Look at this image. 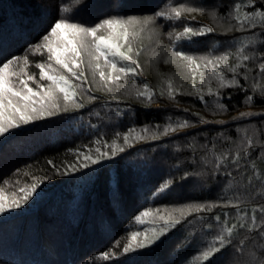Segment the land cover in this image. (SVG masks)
I'll list each match as a JSON object with an SVG mask.
<instances>
[{
	"label": "trees",
	"instance_id": "16d2710c",
	"mask_svg": "<svg viewBox=\"0 0 264 264\" xmlns=\"http://www.w3.org/2000/svg\"><path fill=\"white\" fill-rule=\"evenodd\" d=\"M93 2L102 10L107 6L114 8L104 12L100 19L116 14L153 16L157 11H167L169 7L181 4L202 8L204 12H185L180 20L157 17L156 27L154 23L144 26L132 41L133 48L140 52L139 56H134L140 65L138 74H129L111 84V91L100 82L98 74L93 79L87 68V53H84V64L79 70L85 72L87 82L81 84L73 80L74 85H80L76 89V102L84 107L75 109L69 106V111H62L61 115L58 114L61 111L58 112L56 118L34 123L38 131L44 129L37 141L31 136L22 140V135H18L20 128L19 132L0 137V156L20 152L0 170V188L5 195H20V188L38 184L36 192L21 208L0 214V264H188L204 242L217 233L216 215L222 220L227 219L231 225L238 222L237 211L241 215L248 212L250 216L253 207L264 205V147L249 148L247 157L238 165L233 163L244 139V130H248L249 135L255 132L254 139L264 140V114L223 125H202L206 120L230 118L249 109L264 108V96L259 89L253 90V85L264 86V74L258 68L259 56L264 52V28L256 26L226 32L227 21L219 18L213 21L208 15L209 11H216L218 17H227L236 3L242 4L241 12L264 9V0H255L254 6L248 5V0H137L138 4L134 0H80L79 3L77 0H0V64L13 56H27L26 71L39 79L36 65L50 63L48 53L45 49L37 51L30 46L41 43L43 35L59 18L94 26L95 21H85L91 19L88 9L94 13L98 10L90 6ZM102 4L105 5L101 7ZM231 23L235 24V20ZM185 26L193 29L207 26L214 31L192 41H177L176 34ZM7 27H12L18 36L10 35ZM7 38L10 44L4 46ZM249 40L256 42L249 45L248 52L255 53L258 58L247 62L246 69L238 70L236 79L240 86L218 89L213 79L210 85L213 95L208 94L209 72L206 69L196 72V87L202 89L201 93H196L192 87V74L187 69L177 67L176 63H165L173 50L196 57L217 56L229 50L234 53ZM116 59L118 66L128 64ZM20 63L23 66L22 60ZM100 63L103 65V60ZM197 63L203 64V61L198 59ZM235 63V57H229L228 64ZM53 67L58 68L54 63ZM104 71L107 73L108 69ZM201 71L206 77L203 85L200 83ZM223 71L229 79L232 77L227 69ZM65 74L71 79L70 74ZM168 80L172 81L175 99H169L167 95ZM40 83L47 84L48 81ZM144 84L152 93L151 101L136 96L138 90L143 91ZM29 85L36 87L32 81ZM217 91L218 95L215 94ZM247 96L253 97L251 103ZM89 97L94 99L89 100ZM218 104L225 105L226 110H219ZM185 120L192 125L183 129L186 132L155 141H141L115 159L102 161L85 172L55 175V169L48 164L51 160L63 170L65 162L74 161L70 150L92 146L98 138L110 142L116 133H124L130 128L140 132L145 127L155 130L159 126L162 130L170 122L175 124ZM119 142H123L122 137ZM224 156L227 159H223ZM218 157L223 159L222 163ZM253 161L255 168L251 166ZM218 164L221 166L217 167ZM186 172L189 176L182 180ZM168 179L174 181L170 189L158 191ZM43 195L47 199L38 207V199ZM225 200H231L239 208L224 206ZM211 202L220 206L211 211H193L154 245L126 254L123 252L131 232H147L151 236L152 229L159 230L163 226L160 216L171 212L178 217L179 213L173 211L176 208ZM145 209H151L152 213L142 217L143 223L135 221V216ZM257 216L259 223V214ZM20 221L23 226L18 229ZM40 225L54 238H59L57 228L76 233L80 244L66 246L76 253L70 251L66 260L59 263L47 260L54 252L43 245L38 232ZM32 232L35 236L30 239ZM238 233L232 245L216 254L213 264H240L242 260L255 264L247 254L252 247L249 239H245L243 253L236 251L240 239L255 233L248 234L239 227ZM67 242L71 245L70 240ZM85 242L87 246L84 248ZM262 250L256 251V258ZM104 252L110 253L109 259L102 257Z\"/></svg>",
	"mask_w": 264,
	"mask_h": 264
},
{
	"label": "snow or ice",
	"instance_id": "6c2138e0",
	"mask_svg": "<svg viewBox=\"0 0 264 264\" xmlns=\"http://www.w3.org/2000/svg\"><path fill=\"white\" fill-rule=\"evenodd\" d=\"M80 0H77L79 3ZM255 0H248V5L254 6ZM122 7V5H121ZM241 3L234 5L233 12L227 17H218L216 11H209L208 15L213 21L218 18L227 21L225 31L233 29L243 31L246 28L260 26L264 28V9L254 8L252 11L241 12ZM67 12L68 9H63ZM193 12H201L204 9L187 7L183 4L175 7H169L167 11H157L153 16H123L112 15L96 23L94 26H85L83 24L70 22L66 18L57 19L50 27L49 31L43 35L42 41L39 44L30 46L39 51L45 49L48 53V61L50 63H39L36 67L39 69V81L35 76L26 71L28 65V57L13 56L0 64V137L9 134L15 129L32 124L36 121L56 115L60 111H69V105L75 109L83 108L84 105L76 102L77 88L80 85H74L73 80L80 81L81 84L87 82V76L81 66L84 64L83 54L87 53L88 61L87 68L91 71L93 79L99 75L100 82L108 87L111 91V84H115L124 77L137 75L140 68L139 62L134 56H139V50L133 48L132 41L143 31L144 26L155 22L157 17H164L168 20H180L182 15ZM235 20V24L231 21ZM224 27V24L220 25ZM139 28V32L137 31ZM214 29L204 26L193 29L185 26L182 32L176 34V40L192 41L195 37H200L213 32ZM171 36L172 34L169 33ZM256 41L249 40L247 44H242L237 47L235 52L225 51L217 56H201L196 57L186 54L183 51H171L170 55L165 59V63H176L177 67L185 68L192 74V87L196 93H201L202 89L197 88L195 84L197 70L204 68L209 72L207 82L209 84L208 94L213 95L211 81L214 79L219 88L224 87H239V81L236 79L239 74V69L247 68V62L255 61L258 57L255 53H249V45ZM234 56L236 63L229 65V57ZM119 61H126L128 64L118 66ZM203 61V64L197 63V60ZM261 62L258 68L261 74H264V52L259 56ZM23 61V66L20 61ZM103 60V65L100 61ZM57 67H53V63ZM19 68V71L16 70ZM107 68V73L104 69ZM224 69L232 73L229 79L224 74ZM63 70V71H61ZM79 70V71H78ZM70 74L71 79L69 78ZM245 78L247 73L245 72ZM206 77L204 72H200V83L205 84ZM29 81L36 84V87H31ZM40 81H48L47 84H41ZM168 84L167 95L169 99H175V91L172 87V81H166ZM135 88V84L132 85ZM259 89L260 94L264 96V86L253 85V90ZM163 95V93H161ZM216 95L219 94L217 91ZM136 96L144 97L151 101L152 93L147 84L143 85V91H137ZM202 98V97H201ZM94 97H89V100ZM247 101L252 102L253 97L247 96ZM63 101V105L61 104ZM217 108L221 111L226 110V106L218 104ZM95 115L99 116V113ZM241 117L252 115L251 113H241ZM222 123V122H221ZM191 123L187 120L177 123H168L163 126L162 130L159 126L155 130L147 127L137 132L135 128H130L124 133H116L115 138L110 142L96 139L92 142V146L85 145L83 149L70 150L74 156L73 162H65L63 170L57 167L53 161L49 160L48 164L55 169V175L67 176L75 173L85 172V170L100 164L105 160L115 159L117 156L125 153L129 149L135 147L136 143L148 140H158L161 137L169 136L177 133L180 130L191 127ZM245 131V136L241 145L238 146L233 163L238 165L239 161L249 155L248 149L255 148L257 145L264 147V140L254 139L256 133L248 134ZM122 137V143L119 142ZM243 153V157H242ZM223 159H227L226 156ZM223 159L218 157V160L223 162ZM221 165L218 164L217 167ZM256 167L255 162L251 165ZM231 175V173H229ZM189 173H185L181 179L185 180ZM49 179L51 177H48ZM173 179L164 181L158 191L164 192L173 185ZM37 183L19 189L20 195L13 193L11 197H7L2 188H0V214L6 213L12 209H19L23 204H26L36 192ZM224 206L231 205L234 208H239L238 204H233L231 200L223 201ZM220 206L216 202L211 203H192L176 208L173 211L178 212L179 216H174L171 212L166 216H160L163 221V226L156 230L152 229L151 236L145 232H131L128 242L123 246V252L126 254L130 251H136L154 245L161 237L182 223V220L191 215L193 211H211L213 208ZM152 213L151 209H145L135 216V221L143 223L142 217L149 216ZM259 214V223H257ZM228 214H225L227 217ZM237 223L228 224L227 219L222 220L220 215H216L214 220L219 225L217 233L210 239L206 240L199 253L192 258L188 264H213V258L217 253L228 248L233 244L234 239L239 234L238 227L245 229L246 233H255L254 236H246L238 241L240 247L237 252H244L245 239H249L252 245L247 250V254L252 257L255 264H264V250L260 251L259 258H256V251L264 249V205H259L251 209V215L244 212L243 215L239 211L236 213ZM247 221V223L245 222ZM142 239H138L140 237ZM119 244V242H117ZM102 257L107 260L110 258L109 252L102 253ZM240 264H250V262L241 261Z\"/></svg>",
	"mask_w": 264,
	"mask_h": 264
},
{
	"label": "rangeland",
	"instance_id": "374dc122",
	"mask_svg": "<svg viewBox=\"0 0 264 264\" xmlns=\"http://www.w3.org/2000/svg\"><path fill=\"white\" fill-rule=\"evenodd\" d=\"M134 1H135V3L137 2V0H134ZM138 1H140V0H138ZM149 1L153 2L154 0H149ZM106 4H108V3H106ZM137 4H138V2H137ZM104 5L105 4H102L101 7H103ZM90 6L93 7L94 9L98 8V10L96 11V13H94L93 10L88 9L87 14L90 15V18L91 19L90 20H85L86 22H94L95 21V23H98L99 21H101L103 19V18L102 19H100V18L103 17L102 14L104 12H107L108 10H111V9L114 10V8L111 7V6H107V7H105L106 10H102V8H99L98 3H94V2ZM100 10H101V13H100ZM95 14H97V15H95ZM110 14H107V15H110ZM98 18L100 20H98ZM156 25H155V23L153 24L154 27H156ZM7 28H8V33H10V35L16 34V33H13V28L12 27H7ZM7 28H5V29H7ZM11 31H12V33H11ZM15 36H18V35L16 34ZM16 38L17 37H14V39H16ZM6 40H7V42H6V44L4 46H7V45L10 44L9 39L7 38ZM3 51H5V50H3ZM20 65L22 66V63H20ZM16 70L19 71V68H17ZM36 80L39 81V79H36ZM34 85H36V84L34 83ZM61 104L63 105V101H61ZM69 106H72V105H69ZM260 109H264V108H260ZM61 113H62V111L60 113H58V114L61 115ZM241 113H243V112H241ZM238 114H240V113H238ZM235 115H237V114H235ZM51 118L52 119L53 118H56V115L51 116V117H48L46 119H51ZM41 121H46V120L45 119H42V120H39V121H36V122L39 123ZM47 121H50V120H47ZM206 121H208V120H206ZM36 122H34V123H36ZM34 123L25 126L23 129L20 128L21 129L20 132H19V129H15V130L11 131V133H13V132H19L18 135H22L20 137L22 140H25V138L31 136L32 137L31 139L33 141H37L39 139V137L41 136V134L44 133V131H43L44 129H41L40 131H38L37 129H35ZM12 153L13 154L7 153V154H5L6 156H3V155L0 156V170L2 168L6 167L14 159L15 156H17V155L20 154V152H16V151H14ZM46 199H47V196L46 195L41 196L38 199V203H39V206L38 207H40L41 203H43ZM4 220H7V219H4ZM22 226H23L22 225V222L21 221L18 222L17 228L19 229ZM57 230H58L57 233H58L59 238H54V236H51L49 233L47 234L46 231L42 228L41 225L38 227V232H39V235H40L39 237L42 240L43 245L45 246L46 249H50L52 252H54V255L53 256H50V257L48 256L47 257V260L54 261V262L56 261V262L59 263V262H63L64 260H66V258H67L66 257V254L68 255L70 253V251H72L73 253H76V250H74V249L72 250L71 248L69 249L66 246H73V245L77 246V245H79L80 244V237H78L77 234L74 233V232H67L66 233L65 231H63L62 228H57ZM31 235H30V239H32V237L35 236L34 235V232H32ZM8 236L10 237L11 236V233H9ZM46 238H48L50 240V244L52 245V247H50L47 244ZM69 240H70L71 245L67 244L68 243L67 241H69ZM28 242L30 243V241H28ZM85 246H87V242L84 243V248H85ZM1 251H3V250H1Z\"/></svg>",
	"mask_w": 264,
	"mask_h": 264
},
{
	"label": "water",
	"instance_id": "95a60500",
	"mask_svg": "<svg viewBox=\"0 0 264 264\" xmlns=\"http://www.w3.org/2000/svg\"><path fill=\"white\" fill-rule=\"evenodd\" d=\"M243 113H251L252 115L241 117V115H240L241 113H240V114H237V115H233L230 118H223V119H220V120H208L205 123H203L202 125H207V124L223 125V124H227V123L234 122V121H237V120L249 118V117H252V116L263 115L264 114V109H250V110H247V111H245ZM192 129H194V127L189 129L188 131H190ZM186 131L187 130L178 131L177 133H174V134H172L170 136H173V135H176V134H179V133H183V132H186Z\"/></svg>",
	"mask_w": 264,
	"mask_h": 264
},
{
	"label": "bare ground",
	"instance_id": "6f19581e",
	"mask_svg": "<svg viewBox=\"0 0 264 264\" xmlns=\"http://www.w3.org/2000/svg\"><path fill=\"white\" fill-rule=\"evenodd\" d=\"M46 240H47V244H48L50 247H52V245L50 244V240H49L48 238H46Z\"/></svg>",
	"mask_w": 264,
	"mask_h": 264
}]
</instances>
